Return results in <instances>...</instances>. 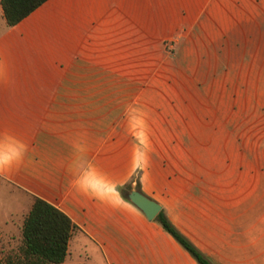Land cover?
I'll use <instances>...</instances> for the list:
<instances>
[{
  "label": "crops",
  "instance_id": "crops-1",
  "mask_svg": "<svg viewBox=\"0 0 264 264\" xmlns=\"http://www.w3.org/2000/svg\"><path fill=\"white\" fill-rule=\"evenodd\" d=\"M131 175L212 264H264V0L0 7V180L75 225L58 264H199Z\"/></svg>",
  "mask_w": 264,
  "mask_h": 264
},
{
  "label": "trees",
  "instance_id": "trees-1",
  "mask_svg": "<svg viewBox=\"0 0 264 264\" xmlns=\"http://www.w3.org/2000/svg\"><path fill=\"white\" fill-rule=\"evenodd\" d=\"M44 0H0L2 16L7 25H12ZM134 179L131 175L119 188L125 199L123 188ZM185 248L199 264H212L175 226L167 219L162 208L152 218ZM75 225L69 217L51 203L32 195L31 203L20 226V242L15 251L8 254L4 264H49L63 261L67 242Z\"/></svg>",
  "mask_w": 264,
  "mask_h": 264
},
{
  "label": "rangeland",
  "instance_id": "rangeland-1",
  "mask_svg": "<svg viewBox=\"0 0 264 264\" xmlns=\"http://www.w3.org/2000/svg\"><path fill=\"white\" fill-rule=\"evenodd\" d=\"M28 208L27 196L0 180V264H4L6 256L17 248L20 242L22 218ZM71 247L72 244L70 251H72ZM89 251V258H85L84 253L74 250L73 258H67L64 264H103L95 250L89 249Z\"/></svg>",
  "mask_w": 264,
  "mask_h": 264
},
{
  "label": "water",
  "instance_id": "water-1",
  "mask_svg": "<svg viewBox=\"0 0 264 264\" xmlns=\"http://www.w3.org/2000/svg\"><path fill=\"white\" fill-rule=\"evenodd\" d=\"M125 196L144 214L147 219L153 218L160 208L159 204L155 200L134 187H129L125 192Z\"/></svg>",
  "mask_w": 264,
  "mask_h": 264
}]
</instances>
